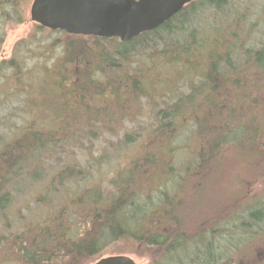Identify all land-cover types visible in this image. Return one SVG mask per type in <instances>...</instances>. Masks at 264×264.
I'll list each match as a JSON object with an SVG mask.
<instances>
[{
    "label": "trees",
    "instance_id": "obj_1",
    "mask_svg": "<svg viewBox=\"0 0 264 264\" xmlns=\"http://www.w3.org/2000/svg\"><path fill=\"white\" fill-rule=\"evenodd\" d=\"M235 5L233 0H193L158 27L128 42H122L117 37L69 35L34 23V30L27 39L15 44L14 56L3 60L0 68L12 70L9 75H2L0 70L2 83L16 84L21 76L32 75L30 71L37 67L33 65H37L38 61L26 68L23 58H19L21 48L27 54L43 56L38 49L42 39L37 34L59 32L61 36L50 43L62 50L55 73L59 78L58 85L66 80L72 94L70 99H73H67V88L60 86V92L54 99H45L40 103L48 104L50 113L54 114L52 118H56L54 126L45 130L36 126L34 119L17 126L14 117L20 118L19 113L0 117V127H3L0 130V217L4 216L2 213L13 199L14 192L28 183V175L33 180L39 179L30 172L41 157L55 154L58 158L61 152L68 154L69 149L80 146L84 139H92L99 129L96 126L101 122V125L117 127L125 117L138 114L141 99H145L153 111L155 109L156 121V129L141 136L137 143V155L136 150L130 152L127 166L118 171L124 176L118 179L115 176L112 190L83 189L74 197L68 196L70 206H85H82L86 210L82 214L84 220L78 218L75 223L66 221L63 215L61 219L56 216V221L52 219L50 224L40 227V231L19 237L24 241L16 243L17 256L23 257L24 264H82L83 258L99 256L108 244H115L121 239L130 246L150 251L153 257L151 264H234L232 260L236 254L233 250L239 251L241 246L246 250V243L262 236L254 228H261L264 205L248 206L245 220L236 226L221 228L216 225L193 235L187 228L182 229L180 218L171 213L181 202L179 193L182 186L178 184L168 191L161 189L164 186L162 181L173 178L172 171L175 169L169 167L170 156L177 150L173 140L183 126L192 123L198 133L193 141L194 147L201 150L197 155L198 165L208 164V161L212 163L225 145L234 142L240 146L247 138L252 142L256 139L254 133L244 134L246 125L239 124L238 116L246 109L233 102L225 81L236 87H246L250 97H255L257 89L264 94V28L261 39L252 41L257 24L247 18L249 7L246 6L248 10H245L246 7L234 10L231 6ZM227 9L232 11L227 12ZM206 11H211L214 19V28L210 33L204 32L199 24L200 14ZM218 14L222 16L215 22V15ZM9 19L16 23L24 21L20 0H0V21ZM257 22L264 27L263 19ZM3 38L4 32H0V42ZM196 47L207 50L202 70L196 68ZM44 50L50 51L47 48ZM66 63L68 68L64 66ZM40 67L47 69L44 65ZM163 70L170 74L172 80L160 75ZM195 83L197 85L193 87ZM185 85L192 89L184 95L182 88ZM6 89L5 84H0L1 92ZM91 91L97 95L108 92L109 99L91 104ZM113 99H119V102ZM251 101L253 105L258 102L255 98ZM40 104L35 105L26 91L22 104L24 111L30 106L37 109ZM258 104L259 110L249 111L248 114L257 113L254 115L263 119L264 102ZM101 106L104 109H99ZM98 109L104 111L102 116ZM33 111L35 115V109ZM26 116L33 118V114ZM15 125L16 128H12L15 134L5 137L6 129L9 133V128ZM227 130H232L230 138L226 137ZM136 137L137 134L127 133L125 140L135 144ZM225 139H228L227 144ZM77 140H81L80 143L75 142ZM158 143L164 152L158 149ZM189 169L190 165L183 166L185 173ZM83 177V169L65 163L64 168L54 173L51 179L60 182ZM62 207L67 209L63 203ZM31 228L27 230H35ZM238 229L245 232H241L244 241L234 247L232 234Z\"/></svg>",
    "mask_w": 264,
    "mask_h": 264
},
{
    "label": "rangeland",
    "instance_id": "obj_2",
    "mask_svg": "<svg viewBox=\"0 0 264 264\" xmlns=\"http://www.w3.org/2000/svg\"><path fill=\"white\" fill-rule=\"evenodd\" d=\"M31 2L32 0H20V9L24 17L22 23H16L11 19L4 22L0 21V30L2 29L0 32H4V38L0 42V68L3 65V60L7 61L14 56L15 44L27 39L34 30V22L30 20L29 16ZM233 2L236 4L231 6L234 10H241L246 6L249 7V10L247 7L245 8V10H248L246 11L248 13L247 18L257 24L254 26L251 40H260L264 27L257 20H264V0H233ZM230 11L232 10L227 9V12ZM221 16V14L215 15V22ZM200 18L199 24L204 29L203 31L212 32L214 28L212 12L206 11L200 14ZM2 26L3 28H1ZM37 36L42 39V42L39 43L41 46H38V49L43 52V56H33L30 52L27 54L23 48L19 52V58H23L26 68L32 67L33 63L38 61L37 65L36 63L33 65L37 67L30 71L32 75L21 76V80L16 84H11L12 82L2 83L3 79L2 81L0 79V84H5L8 88L4 90V93L0 91V99H7L3 104L0 103V117H4L8 113H13V116L19 113L21 115L20 118L14 117V122H16L17 126H21V123L32 122L34 119L36 121L35 125L45 130L54 126L56 118H52L54 114L50 113L48 104L43 105L40 103L45 99H54L60 92V86L67 88V99H70L71 93L68 90L69 87L66 80L60 81L61 84L58 85L59 78H57L55 69L61 61L62 50L60 46L55 44L51 46L50 44L55 38L60 37L61 34L59 32H53L50 35L40 33ZM36 44L34 43L33 45ZM46 48L50 49V51L44 50ZM203 48L205 47H196L197 70L203 69V63L207 57V50ZM40 65H44L47 69L41 68ZM64 66L66 68L69 67L67 63ZM0 70L2 75H9L12 72L10 68ZM160 73L161 76L171 78L167 71L163 70ZM174 74L177 75L176 73ZM183 84H185V80ZM225 84L233 102L240 104L246 109L244 114L238 116V122L246 125L245 135L251 133L256 135L254 136L256 138H254V142L247 138L240 146L239 144L237 146L234 142L225 145L220 148L217 158L212 163L207 160L208 164L198 165L199 158L197 155L201 150L198 147L195 148L193 144L198 133L192 123L185 125L179 130L173 140V145L177 146V150L170 156L169 167L175 169L172 171L174 173H172L173 178L167 181H162L163 179L159 178L164 184L161 189L168 191L178 184L182 186V190L179 193L181 202L176 206L178 210H173L171 213L180 218L181 228H187L188 232L193 235H197L198 233L196 234V232L206 231V229L216 225L221 226V228L236 226L242 220H245L249 207L264 205V118L254 115L257 113L248 114L249 111L259 110L260 104L258 103L264 102V94L263 92L262 94L259 93L257 89L255 97H250L249 93L246 92V87H236L228 81H225ZM193 85L195 87L197 84ZM262 85H264V82ZM13 87L15 88L13 89ZM17 88L20 90H17ZM25 88L26 90H24ZM12 89L15 92H11ZM191 89L185 85L182 88V93L185 95ZM26 91L35 105L40 104L37 109L30 106L24 111L22 104ZM89 93L93 94L89 98L92 100L91 104H96L99 101L103 102V99L107 100L109 95L108 92H101L102 95L94 94L92 91ZM169 94L175 96L172 92ZM254 98L258 102L253 105L251 100ZM72 99L73 97L70 100L72 101ZM231 99H229L230 102ZM112 101L118 103L119 99H113ZM140 103V108L137 110L138 114L125 117V119L118 122L117 127L112 128L109 125H101L103 123L101 122L99 126H96L99 129L96 135L91 137L92 139H84L83 144L69 149L70 152L68 154L66 152L59 153L58 158H56L55 154L41 157V161L31 168L32 171L30 173L36 175V177L39 176V179L33 180L32 176L28 175V183L25 186H20V190L16 191V193L14 192L13 199L7 204L6 211L2 213L4 216L0 217V264H24L23 257L17 256L18 248L16 243L24 241L19 240V237L29 236L33 232L40 231L41 228L46 226L45 224H50L52 219L56 221V216L61 219L63 215L66 221H74L75 223L78 218L84 220L82 214L86 213L85 208H82L83 205L70 206L68 203L70 198L68 196L74 197V194L83 189H91V191L103 190L104 192L113 189L111 183L116 180L115 176L117 175V179L124 176L118 171L127 166L126 161L130 157V152L136 150L135 155H137V143L140 141L141 136L156 129L155 109L153 111V107L149 104L147 105L145 99H141ZM38 108L40 109L38 110ZM99 109H104V107L101 106ZM103 113V110H99L100 116ZM26 114L29 116L33 114V118L26 116ZM35 116L38 118L36 119ZM261 119L263 120V126L260 129L259 122ZM16 125L15 127L12 126L11 129L9 128V133L6 129L5 137L15 134L12 128L15 129ZM2 129L3 127H0L1 131ZM231 131H226L228 133H226L227 138H230L229 132ZM127 133L137 134L136 138L138 139L135 144L128 143L125 140ZM227 140L225 139L224 143L227 144ZM80 141L77 140L75 142L80 143ZM196 142L200 144L198 139H196ZM166 143L165 141V147H167ZM252 143L253 145H251ZM158 149L164 152V148L160 143H158ZM191 150L195 151L191 152ZM65 163L78 169H83L84 177L81 179H65L60 182L52 180L54 173L64 168ZM185 164L190 165V169L187 170L188 176L183 170ZM195 165L197 166L196 169L194 168L196 167ZM63 200L64 202H62ZM62 203L63 206L64 204L67 206V209L62 207ZM261 224V228H254L256 233L261 232V237H254L255 239L253 238L249 244L246 243L248 245L246 250L242 246L239 251L233 250V253L236 254L232 260L234 264H264V220ZM28 227H32L35 230L32 228V230H27ZM236 231H232L234 236L231 242L234 247L235 244L243 240V234H245L240 229ZM238 236H241V238H238ZM111 254L130 255L138 264H151L153 260L150 251L130 246L127 241L121 239L115 244H108L105 251L99 256L93 255L83 258L81 263L93 264L98 258Z\"/></svg>",
    "mask_w": 264,
    "mask_h": 264
},
{
    "label": "water",
    "instance_id": "obj_3",
    "mask_svg": "<svg viewBox=\"0 0 264 264\" xmlns=\"http://www.w3.org/2000/svg\"><path fill=\"white\" fill-rule=\"evenodd\" d=\"M193 0H32L30 20L74 35L117 37L128 42L152 30ZM93 264H138L130 255L111 254Z\"/></svg>",
    "mask_w": 264,
    "mask_h": 264
},
{
    "label": "flooded vegetation",
    "instance_id": "obj_4",
    "mask_svg": "<svg viewBox=\"0 0 264 264\" xmlns=\"http://www.w3.org/2000/svg\"><path fill=\"white\" fill-rule=\"evenodd\" d=\"M35 23V22H34ZM62 31V30H61ZM63 32H65V31H63ZM66 33V32H65ZM67 34H69V33H67ZM69 35H74V34H69ZM74 36H93V35H74ZM94 37H97V36H94ZM113 38V37H112ZM15 87H13V89H14ZM7 99H0V103H2L3 104V102L2 101H6Z\"/></svg>",
    "mask_w": 264,
    "mask_h": 264
}]
</instances>
